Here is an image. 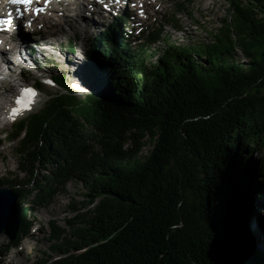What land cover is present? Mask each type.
Returning a JSON list of instances; mask_svg holds the SVG:
<instances>
[{
    "label": "trees",
    "instance_id": "obj_1",
    "mask_svg": "<svg viewBox=\"0 0 264 264\" xmlns=\"http://www.w3.org/2000/svg\"><path fill=\"white\" fill-rule=\"evenodd\" d=\"M226 2L230 20L213 42L166 40L157 56L150 44L161 33L133 48L121 14L89 42L88 94L77 98L64 75L49 73L63 91L4 132L26 178L8 185L20 219L15 245L36 206L68 182L82 190L68 230L49 222L51 256L39 264H264L251 247L259 233L246 230L255 171L264 173L251 159L264 149V0Z\"/></svg>",
    "mask_w": 264,
    "mask_h": 264
},
{
    "label": "rangeland",
    "instance_id": "obj_2",
    "mask_svg": "<svg viewBox=\"0 0 264 264\" xmlns=\"http://www.w3.org/2000/svg\"><path fill=\"white\" fill-rule=\"evenodd\" d=\"M80 1L84 9L81 12L77 10V15L75 16L67 10V13H65V7L59 4L56 6L62 12L55 14L53 11L45 10V16L38 17L36 22L32 24V27L29 28L31 30H28L30 33L22 30L19 33L5 34L3 37L7 41L10 40L9 44L11 47H16L18 43H21L19 46H23L22 52H26L31 58V61L24 64L25 70H27L29 75L27 76L28 81L31 82L37 78L38 74L36 71L34 72L35 68H39L41 72L46 74V77H50V74L64 75L67 89L73 92L77 98L82 99L89 92V82L82 72V68L88 59L89 42L103 28H107L111 22H114L115 16H117L115 13L121 7L116 6L118 8L116 11L113 5L105 4V6L102 5L104 9L101 10L103 12L99 17L97 15L88 17L89 11L95 8L90 5V0ZM137 3L141 7L138 6L137 10L134 11L131 9L134 8L132 4H129V9L126 12L127 17L128 13L131 16L129 15L128 22H124L122 29L127 34L128 37L126 38L133 48H138V45L142 44L148 33L152 31L161 33V35L158 34L160 35L159 39L150 44V49H153L155 53L154 56L163 52L166 40L176 46L183 47L210 44L213 42L212 36L222 26L221 20L225 17L230 20L226 0H137ZM180 3L184 4V6L180 7L178 5ZM46 16L52 17L51 21L55 23L56 27L54 25V27L47 28L51 25L44 23L43 18H46ZM172 16L176 17L177 23L171 20ZM80 17H83L87 21L85 25L78 24ZM44 24L47 27L43 26ZM70 44L74 46L75 51L73 53L68 51ZM234 58L241 64L247 63V59L240 50H236ZM152 61L153 58L148 56L146 60L147 68H149ZM13 76V80H16V82L23 80L20 69ZM74 85L78 87H74ZM73 88L78 90H74ZM9 89L14 91V85L10 82L0 81V103L3 102L1 100L5 96L6 91L10 92ZM39 91V96L31 105L28 114L22 113L16 119H24L37 111L39 112L44 107L46 94L62 92L63 90L56 85H52L50 87H42ZM1 93H4V95ZM7 111L8 108L0 116V120ZM11 128L12 124H9L7 120L2 124L0 122V188L7 187L8 189H10L8 185L25 184L26 179L22 173L17 171V160L13 154L16 145L14 143L8 144V142L2 140L4 132L10 131ZM148 150L149 148H146L142 156L147 154ZM253 150L254 153L251 159L255 163V168L259 170L260 165L264 164V149L255 147ZM255 174L256 180L252 188L257 190L258 193H250L249 198L252 199L250 204L254 203L258 205V208L255 209L258 219L252 218L246 225V230L249 235L253 234L251 233L253 231L260 232L259 239H256L253 244H260L264 248V234L261 233L263 229L249 231L252 226L253 228L256 227L255 223L260 224L264 228V173L261 171L260 174H257L255 171ZM42 176L43 174L40 175V179H42ZM81 192L82 190L78 183L71 181L53 196L50 203L36 206L35 210L31 212V220L33 222L30 233L24 236L17 245H15V239L19 231L20 219L15 206L13 215L9 221V232H4L0 235V264H39L46 256H51L49 252L52 244L49 240L51 234L49 222L53 221L55 222V227L68 230L65 223L75 214V212L69 209V204L72 201H81ZM253 249L259 251L255 247ZM54 258L55 256H53Z\"/></svg>",
    "mask_w": 264,
    "mask_h": 264
},
{
    "label": "bare ground",
    "instance_id": "obj_3",
    "mask_svg": "<svg viewBox=\"0 0 264 264\" xmlns=\"http://www.w3.org/2000/svg\"><path fill=\"white\" fill-rule=\"evenodd\" d=\"M85 1H87V0H85ZM59 4L62 7L66 5V4H64V2H60V3L59 2H57V3L55 2V3L51 4V6L48 9V11H53L55 14L56 13H58V14L61 13L62 11L58 9L59 8L58 6H56V5H59ZM105 4L113 5L112 0H90V5H92L95 9H92V10L89 11V16L88 17L95 16V15H97L99 17V15H101L102 12H103V11L101 12V10L104 9L102 5L105 6ZM120 4H121L120 1H118L116 3V5H115L117 7H121L119 9V11H118L120 13H118V12L115 13V15H117V16L119 14L123 13V12H126V10H128V6H129L127 4V2H125L126 5L125 4L124 5L121 4V6H119ZM113 8L116 9V7H113ZM64 9L67 10L70 14H74L73 16H75V15H77L76 14V11L78 10L79 12H81V10L84 9V6H83V4H82V2L80 0H74L73 6H71V7L70 6L69 7H65ZM117 10L118 9H116V11ZM130 16H131V14H130ZM62 17H63V15H62ZM128 17H129V15H128ZM51 20H52V17L51 16L50 17L48 16L46 18H43V21H45L44 23H47V24L51 25V26L47 27V25L44 24L43 26H46L47 28L54 27L55 23H52ZM78 22H79L78 24L85 25V22H87V21H85L83 17H80V19H78ZM33 23H35V22H33ZM55 27H56V25H55ZM16 28H17L16 33H19L20 31H22L21 29H19V26H18L17 23H16ZM24 30H25V32L28 31V30H26V28L25 29L23 28V31ZM9 41L6 40V42L4 44V48L3 49H0V60H1V62H0V81L13 83L14 84V89H13L14 91H12L10 89H9L10 92L9 91H6L5 96L1 100L3 102L0 103V116H2V114L4 113V111L7 110V108H12V107L15 106L14 105V96L12 95V93L13 92H16L17 89H19L24 84L23 83V80L22 81H19V82H16V80H13V78H14L13 74L18 69H20V73H21V71H23V68L25 69L24 64H26L28 61H31V58L29 57V55H27L26 52L25 53L22 52V50H23L22 47L23 46H21V45L19 46V44H21V43H18V45L16 47H11V45L9 44ZM7 43H8V45H7ZM35 69H36V72H37L38 75H37V78H35L34 80L41 79V78H43L46 75L45 73L41 72L39 70V68H35ZM1 76H3V77L1 78ZM1 94L4 95V93H1ZM1 121H3V119H1L0 122ZM2 123L3 122H1V124ZM256 192H257V190H256ZM247 206H248L247 208L249 209V211L251 210L250 213H251L252 217L255 220L258 219L256 217L257 213H256V210H255L256 208H258L257 207L258 205L253 203V204H248ZM255 224H256V227L253 228V226H252L251 229H249V231H251V230H255L256 231V229L257 230L263 229V230H261L262 231L261 233L264 234V228H263V226H260V224H257V223H255ZM253 232H251V233H253ZM258 233H260V232H258ZM251 243H253V242H251ZM251 247H253V248L255 247V248L259 249V251L260 252H263L262 254H264V248L262 247V245H260V244H252Z\"/></svg>",
    "mask_w": 264,
    "mask_h": 264
},
{
    "label": "snow or ice",
    "instance_id": "obj_4",
    "mask_svg": "<svg viewBox=\"0 0 264 264\" xmlns=\"http://www.w3.org/2000/svg\"><path fill=\"white\" fill-rule=\"evenodd\" d=\"M43 2L44 5L47 6L50 0H43ZM7 3L12 5H20L23 7V12L30 11L33 15H37L44 11V8L33 6L34 4H38L39 0H7ZM16 14L18 17L23 15L20 8L16 9ZM11 23H12L11 14H9L8 17L5 19H0V30H7V28L11 25ZM74 87H78V86L74 85ZM35 96H36V92L34 89L30 87L20 88L19 94L15 97L14 100L15 106L12 107L8 112L9 119H15V117L19 115L21 112L30 110Z\"/></svg>",
    "mask_w": 264,
    "mask_h": 264
},
{
    "label": "water",
    "instance_id": "obj_5",
    "mask_svg": "<svg viewBox=\"0 0 264 264\" xmlns=\"http://www.w3.org/2000/svg\"><path fill=\"white\" fill-rule=\"evenodd\" d=\"M74 90H78V89H74ZM39 93L40 91L36 92V96L34 98L33 103L36 101L37 97L39 96ZM22 113L28 114V110L23 111L20 114ZM20 120L21 119H16L14 121H7V122L13 125ZM15 206H16V196L13 194V191L11 189H8L7 187L0 188V235H2L4 232L5 233L9 232V228H10L9 221L11 220V217L13 215V209Z\"/></svg>",
    "mask_w": 264,
    "mask_h": 264
}]
</instances>
